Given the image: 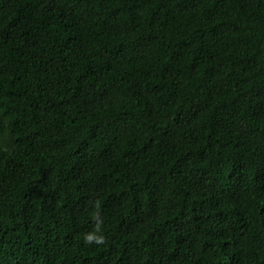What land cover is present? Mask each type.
<instances>
[{
	"label": "trees",
	"instance_id": "16d2710c",
	"mask_svg": "<svg viewBox=\"0 0 264 264\" xmlns=\"http://www.w3.org/2000/svg\"><path fill=\"white\" fill-rule=\"evenodd\" d=\"M0 264H264V0H0Z\"/></svg>",
	"mask_w": 264,
	"mask_h": 264
},
{
	"label": "clouds",
	"instance_id": "9594fccd",
	"mask_svg": "<svg viewBox=\"0 0 264 264\" xmlns=\"http://www.w3.org/2000/svg\"><path fill=\"white\" fill-rule=\"evenodd\" d=\"M86 239H87L88 241H91V240H93V239H94V237H93V236H91V235H89V236H87V237H86Z\"/></svg>",
	"mask_w": 264,
	"mask_h": 264
}]
</instances>
